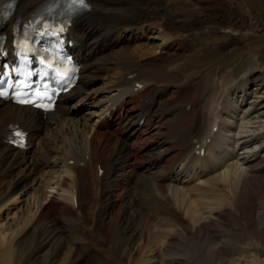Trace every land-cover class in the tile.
<instances>
[{
  "label": "bare ground",
  "instance_id": "obj_1",
  "mask_svg": "<svg viewBox=\"0 0 264 264\" xmlns=\"http://www.w3.org/2000/svg\"><path fill=\"white\" fill-rule=\"evenodd\" d=\"M7 1L6 44L12 24L48 0H0V12ZM251 1L89 0L71 26L79 76L54 110L43 117L0 100V264H253L264 256V199L254 220L239 204L247 176L264 178V66L237 78L214 73L196 88L185 74L188 37L264 36ZM130 34L144 41L91 58ZM109 69L110 80L90 91ZM76 95L87 100L68 105ZM13 123L28 144L37 139L34 165L5 142ZM48 126L45 142L36 131ZM206 136L205 155L194 154ZM224 214L244 217L234 247L229 232L213 241L206 228ZM97 232L106 248L96 251Z\"/></svg>",
  "mask_w": 264,
  "mask_h": 264
},
{
  "label": "rangeland",
  "instance_id": "obj_2",
  "mask_svg": "<svg viewBox=\"0 0 264 264\" xmlns=\"http://www.w3.org/2000/svg\"><path fill=\"white\" fill-rule=\"evenodd\" d=\"M250 5H251V8L253 10H256L258 13H260V15L262 17H264V0H260V2H259V0L251 1ZM157 21H158V19H157ZM147 28H149V27L147 26ZM147 34L149 35V33H147ZM220 34L222 35V33H217V34L214 33L212 36H209L210 38L209 37L205 38L203 35H198V36L196 35V37H188L187 39L184 40L186 43V46H187V51L189 50L188 55H191L190 58L186 60L188 70L190 72H193V71L198 70V69H204V71L198 72L197 77L192 80V86H194L195 88L197 87L198 80L204 79L203 82L207 83L208 80L210 81V79H211L212 75H214V73L219 72L221 75H224V76L232 73V75L235 78H237L236 76H238V75L240 76L244 72L250 73L249 70L251 68H254L255 66L258 69L260 68V65L264 66V36L252 34L248 37L246 35L245 36L240 35L237 37V36H233L231 34H227V35L221 37ZM130 35L131 36H129V38L130 37L133 38L135 36V35L132 36V34H130ZM142 35H144V34H142ZM142 35L141 34L136 35L135 38L137 40H140V42L137 44H140L144 41V39H142ZM129 38H126L125 40H127ZM177 40L180 41L179 39H177ZM187 44H189L192 49ZM196 44H197V47H196ZM133 46L134 45H132V47ZM253 46H255L256 49H252ZM118 49H120V47ZM118 49H115L113 51L116 52V51H118ZM113 51H112V53H113ZM110 54H111V52L109 53L108 57H110ZM134 56H137V55H134ZM161 56L162 55H160L158 58V61L160 63L164 62V58ZM201 62H203V63H201ZM257 62H259V63H257ZM160 63H158V64H160ZM194 66H195V69H194ZM226 70L229 72H227ZM189 71L187 72V74L192 76ZM214 71H216V72H214ZM252 74L254 75L256 73H252ZM203 75H204V77L201 78ZM104 76H107V74L104 73ZM109 80L110 79H108L106 81H109ZM225 80H230L229 76H226ZM100 84H101V79L97 78L94 80L92 87L98 86ZM105 87H107V86H105ZM98 88H92V90H90V91L97 92ZM192 91H194V90H192ZM53 131L54 130L49 129V132H47V135L45 136V138L43 137L45 142L48 139H50ZM43 133H46V130ZM41 134H42V132H41ZM37 149H38V147H37ZM28 150H30V149H28ZM35 153H38V151L37 152H35V151L27 152V159H28L27 162H29V165L30 164L34 165L36 163V162L35 163L33 162L34 159L36 158V156H38ZM29 154H30V156L28 158ZM261 175H262V173H259V175L257 173V176H254V178L252 175H250L253 179L251 177H249V178H251V179H249L247 176V180H246V183H247L246 184V188H247L246 191H247V193H244V195L241 196L240 201H239V204L241 203L240 206H241V209L244 213V217L245 216L247 217L249 215L248 217L251 220L256 219V216L258 214V207H259V205H261V201L264 199V183H263L264 178ZM255 177L256 178L259 177V178L256 179ZM245 211L247 214L245 213ZM224 216H222V218L219 219L216 223L214 222L211 225L209 224L210 226L207 225V227L206 226L205 227L209 229L208 230L210 233L209 236L211 235L210 237L213 241H215V240L217 241V240L221 239L220 237L227 239L231 236V239L228 242H225V244L230 243L229 245H232L234 247L235 245L240 244L239 242H241L243 240V238L245 237L243 227H242L244 225V223H243L244 217H242V216L237 217L234 215H231V216H233V217H231V216L226 215V214H224ZM235 217H237V218H235ZM223 218H225V219L227 218L226 219L227 221L224 220ZM168 220H172V219H168ZM238 221L240 224L238 223ZM255 225L258 226L256 222H255ZM258 231H260V233H262L261 230L258 229ZM201 232L205 233L206 230H202ZM227 233L230 236H228ZM95 235H93V237H92L93 247L96 249V251L105 249L106 243L102 239H100L101 237L98 236V232ZM200 243H201V241H200ZM232 246L226 247V245H224V251L229 252L231 250ZM225 248L226 249L228 248V249L225 250ZM98 252H100V251H98ZM250 260L254 261L253 264H259V262L264 263V256L258 255V256H255V258L251 257Z\"/></svg>",
  "mask_w": 264,
  "mask_h": 264
},
{
  "label": "snow or ice",
  "instance_id": "obj_3",
  "mask_svg": "<svg viewBox=\"0 0 264 264\" xmlns=\"http://www.w3.org/2000/svg\"><path fill=\"white\" fill-rule=\"evenodd\" d=\"M80 3H83V0H79ZM43 63V61H41ZM50 67V65H49ZM46 94V93H45ZM37 95H39V93H37ZM17 135H20L19 133H17Z\"/></svg>",
  "mask_w": 264,
  "mask_h": 264
}]
</instances>
